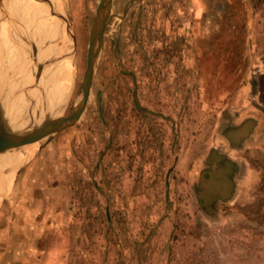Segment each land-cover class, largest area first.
<instances>
[{
	"label": "rangeland",
	"instance_id": "374dc122",
	"mask_svg": "<svg viewBox=\"0 0 264 264\" xmlns=\"http://www.w3.org/2000/svg\"><path fill=\"white\" fill-rule=\"evenodd\" d=\"M58 1L67 116L100 0ZM112 14L81 118L0 193V264H264V0H113ZM0 40L17 61L1 26ZM29 72L27 86L22 67L0 71L3 116L55 114Z\"/></svg>",
	"mask_w": 264,
	"mask_h": 264
},
{
	"label": "bare ground",
	"instance_id": "6f19581e",
	"mask_svg": "<svg viewBox=\"0 0 264 264\" xmlns=\"http://www.w3.org/2000/svg\"><path fill=\"white\" fill-rule=\"evenodd\" d=\"M23 1V6H24V10H23V12H20L21 14L23 13L26 17H28V16H31L32 14H37L38 13V16H40L41 15V12L40 11H44L43 10V6L44 5H42L40 2H37L36 0H22ZM54 1H57V4H58V0H54ZM19 3H21V1H18ZM19 5V4H18ZM11 6V5H10ZM12 6H13V4H12ZM17 6V5H16ZM21 7V6H20ZM17 8V7H16ZM19 9V8H18ZM45 10H47V8L45 9ZM45 12V11H44ZM48 14V13H47ZM16 15H18V12H17V14ZM47 16V15H46ZM20 18V17H19ZM24 18V17H23ZM29 18V17H28ZM30 18H32V17H30ZM34 20V19H33ZM41 20V19H40ZM22 21V20H21ZM43 21V20H42ZM31 22H33L32 20H31ZM31 22H29V23H31ZM48 25H49V27L48 28H52V29H54L55 30V27H56V25L57 24H55V25H52L53 23H56V20H54V19H52L51 18V20H46L45 21ZM36 23V22H35ZM42 25H44V24H42ZM47 25V26H48ZM32 26V25H31ZM36 26V25H35ZM46 26V27H47ZM55 26V27H54ZM29 27V26H28ZM38 27V29H39V27H41V26H37ZM50 28V29H51ZM36 30V29H35ZM34 30V31H35ZM47 30V29H46ZM33 31V32H34ZM53 31V30H52ZM40 32H41V30H40ZM45 31H43V33H44ZM55 32H56V30H55ZM54 32V33H55ZM42 33V34H43ZM51 33V32H50ZM60 33V32H59ZM34 34H35V32H34ZM52 34V33H51ZM50 34V35H51ZM40 35V34H39ZM41 36H43V35H41ZM51 36H53V34L51 35ZM55 37L56 36H54V40H55ZM22 38L24 39V42L26 43V44H29V43H27V42H30V45H29V51L32 53V56L34 57V58H38L39 57V61H36V63L37 64H35L36 65V67H37V74H36V77L37 78H41L42 79V82H43V85H44V87H45V89L47 90V96H48V102H49V104H50V107L51 106H53L54 108V110H55V114H57V115H60L61 114V109H62V107H61V105H60V103H61V101L63 100V99H65L64 98V96L66 95V90H67V87H66V83H65V79H63L62 77H59V76H63V74H65V72H68V70L70 71V69H69V67L68 66H65L64 67V65H67L68 63L64 60V56H63V54L64 53H66V52H64L65 51V49H63V47H61V46H59V44L58 45H56V43H55V45L53 44V46H51L50 44V46H51V48L53 49V54L52 55H48V56H45V57H43L44 56V54H43V48L42 47H40L39 49H40V51H39V53L38 54H36L37 52H36V48H37V46H35L34 44H33V41H31V39H30V37L29 36H25V34H23L22 35ZM40 38V37H39ZM30 40V41H29ZM59 40V39H58ZM48 41V40H47ZM57 41V40H56ZM43 42V41H42ZM51 42H52V40H51ZM53 43V42H52ZM61 43H62V41H61ZM60 43V44H61ZM65 43V42H64ZM48 44V43H47ZM61 45H63V44H61ZM56 46H58V47H56ZM65 48V47H64ZM62 51V57H60V55H59V52L58 51ZM58 54V56L57 57H55L56 55ZM48 57V58H47ZM44 59H46V60H44ZM48 63L50 64V65H48ZM21 67V66H20ZM71 67V66H70ZM20 72V71H19ZM47 72H51V73H56L58 76H55V75H49V76H47V77H45L47 74ZM70 74V73H69ZM21 76V75H20ZM25 76V75H24ZM66 76V75H65ZM71 77V76H70ZM69 77V78H70ZM27 79H28V77H27ZM38 81H39V79H38ZM30 82V81H29ZM22 83V82H21ZM41 83V82H40ZM42 84V83H41ZM22 85H24V84H22ZM33 88V87H32ZM21 89V88H20ZM44 89V90H45ZM44 90H42V91H44ZM35 91H36V89H35ZM33 92H34V90H33ZM39 92V91H38ZM46 92V91H45ZM24 93V92H23ZM32 93V92H31ZM35 94V93H34ZM22 95H24V94H22ZM33 95V94H32ZM42 97H43V94L41 95ZM40 96V97H41ZM46 96V97H47ZM41 97V98H42ZM38 98V97H37ZM45 98V97H44ZM44 100V99H43ZM45 101H46V99H45ZM44 102V101H43ZM28 103V102H27ZM46 103V102H45ZM63 103V102H62ZM38 104V103H37ZM41 104V103H40ZM20 104L19 105H16V109H17V111H14L13 109H11V106H10V109H11V111H13V113H14V115H13V117L12 116H7V115H5V113H4V120H5V122H6V124H7V127H8V129L9 130H11L12 132H14V133H20L26 126H27V124L29 123V121L30 120H32V119H29V115L30 114H28V112H26L25 111V108L23 109V106L21 107L22 109H19L20 108ZM18 107V108H17ZM40 108V107H39ZM48 108V107H47ZM52 108V107H51ZM28 109V108H27ZM52 109V110H53ZM52 110H49V111H52ZM1 111L3 112V110H2V108H1ZM37 111V110H36ZM45 111V110H44ZM33 112H35V110H33ZM6 113H7V110H6ZM31 113H32V111H31ZM48 113V112H47ZM54 113V112H53ZM3 114V113H2ZM41 116V115H40ZM38 118H40V117H38ZM42 119V118H41ZM34 121V120H33ZM47 138H48V135H46V136H43L40 140H39V142L37 141V140H35V141H37V143L38 144H36V146H33V147H16V146H14V147H10L8 150H6L5 152H3V153H1L0 154V159L1 160H3L4 162L5 161H8V162H6V163H4V168H2V166L0 165V193L1 192H3L4 191V188H5V185H6V182H7V180L12 176V178H11V182H12V179H13V170H15L16 168H17V166L19 165V163H20V161L22 160V159H27L28 158V156H30L31 154H32V152L35 150V149H37L38 147H40L41 145H42V143H44L46 140H47ZM34 142V141H33ZM35 143V142H34ZM3 169H5V170H3Z\"/></svg>",
	"mask_w": 264,
	"mask_h": 264
},
{
	"label": "crops",
	"instance_id": "0c3cea01",
	"mask_svg": "<svg viewBox=\"0 0 264 264\" xmlns=\"http://www.w3.org/2000/svg\"><path fill=\"white\" fill-rule=\"evenodd\" d=\"M18 1H21V3H19ZM37 1H39V0H37ZM12 4H13V6H12ZM43 5H44L43 10L45 12L40 11L42 16L41 15L38 16V13H37V14H32L31 16H28L29 17L28 18L23 13L22 14L20 13V12H23V10H24L22 0H0V26H1L2 30H5V33H6L7 38L9 39V42L14 46V48L18 52V59H17V61L15 59V61L13 63L11 61L7 62L6 58L2 57V53L0 52V55H1V57H0V71L4 72V70H5V71L9 72L12 70L13 72H15L17 70V67L21 66L22 69L26 70L28 75H29L28 79L25 78L28 80L27 86H30L31 81L33 80V78H35L32 76V79H31V75L29 74L30 72L28 71V68L29 69L31 68L30 69V71H31L34 68V66H36V65H34V64H37L36 61H39V57L36 59L32 56L33 52L31 53L29 51V48H28L30 45V42H27L29 44H26L25 42H23L24 39H22V35L25 34L26 37L29 36L31 41H33V44H35V46H37V48H36L37 53L36 54L39 53V51H40L39 48L40 47H43V48L46 47L47 43L50 44L51 46H53V44L55 45V43H56V45L59 44V46L67 48L68 44L71 40V35H70L69 29H68V20L66 18V15L68 13V9L66 8V3H62V5L59 6V4H57V1L50 0L48 3H44ZM46 8H47V10H45ZM57 8H60L62 13L59 10H57ZM56 11H58V12H56ZM17 12H18V15H16ZM30 17H32V18H30ZM51 17H52V19L56 20L55 24H57V25H56V27L54 26L56 32L51 27H50L51 29L48 28L49 25L45 22L46 20H51ZM40 18H41V20H40ZM31 20L33 22H31ZM29 22H31V23H29ZM42 24H44V25H42ZM37 26H41V27H39V29H38ZM40 30H41V32H40ZM33 31L35 32V34ZM43 31H45V32L43 33ZM50 32L53 34V36H51L52 34ZM41 35H43V36H41ZM54 36H56L55 40H54ZM51 40L53 43L51 42ZM61 41H62V43H61ZM60 43L63 45H61ZM0 46L2 48H3V46L6 47V45L3 44V42L1 40H0ZM22 46L25 49H23L22 53H20L19 47L22 48ZM56 47H58V46H56ZM24 58H25V61L27 62L26 68L24 65ZM3 68H4V70H2ZM1 75H2V73H1ZM10 75H9V78H10ZM11 77H13V75H11ZM14 78H15V76H14ZM35 80L37 81V79H35ZM10 102L12 104L14 102V100L12 99V101H11V99H9V103Z\"/></svg>",
	"mask_w": 264,
	"mask_h": 264
},
{
	"label": "water",
	"instance_id": "95a60500",
	"mask_svg": "<svg viewBox=\"0 0 264 264\" xmlns=\"http://www.w3.org/2000/svg\"><path fill=\"white\" fill-rule=\"evenodd\" d=\"M133 1L134 0H130V2ZM112 4L113 0H100L98 5L97 13L91 28L87 68L80 88V102L74 111L67 116L47 113L41 120H31L20 133H14L8 129L0 108V154L8 150L12 145V147H21L30 144L43 136H49L64 130L74 125L81 118L89 101L92 82L95 76L96 62L103 46L105 31L111 17L113 16ZM66 8L68 9V5ZM66 18L69 23V9ZM70 35L73 36L71 32ZM26 64L27 62L24 58L25 68ZM30 69L28 68V71H30ZM39 112L43 114L45 111L38 110L37 113ZM41 113H39L37 117H40Z\"/></svg>",
	"mask_w": 264,
	"mask_h": 264
}]
</instances>
